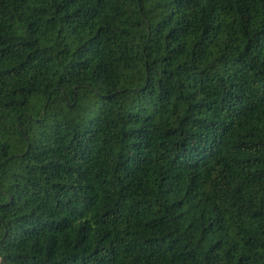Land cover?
I'll return each mask as SVG.
<instances>
[{
	"label": "trees",
	"instance_id": "1",
	"mask_svg": "<svg viewBox=\"0 0 264 264\" xmlns=\"http://www.w3.org/2000/svg\"><path fill=\"white\" fill-rule=\"evenodd\" d=\"M0 264H264V0H0Z\"/></svg>",
	"mask_w": 264,
	"mask_h": 264
}]
</instances>
